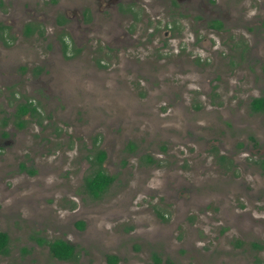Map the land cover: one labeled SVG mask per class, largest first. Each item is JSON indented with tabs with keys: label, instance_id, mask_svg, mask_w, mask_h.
Returning a JSON list of instances; mask_svg holds the SVG:
<instances>
[{
	"label": "rangeland",
	"instance_id": "1",
	"mask_svg": "<svg viewBox=\"0 0 264 264\" xmlns=\"http://www.w3.org/2000/svg\"><path fill=\"white\" fill-rule=\"evenodd\" d=\"M167 7L0 0V264H264V0Z\"/></svg>",
	"mask_w": 264,
	"mask_h": 264
},
{
	"label": "trees",
	"instance_id": "2",
	"mask_svg": "<svg viewBox=\"0 0 264 264\" xmlns=\"http://www.w3.org/2000/svg\"><path fill=\"white\" fill-rule=\"evenodd\" d=\"M220 22L215 20L214 23H211L212 27L219 28ZM2 26H0L1 28ZM28 29V28H27ZM264 105V97H255L252 98L249 106L253 111L262 110ZM16 116L19 118L21 114L26 113L27 111L31 114L35 112V107L30 105V103H19L16 107ZM17 126L22 125V121H18L16 123ZM96 163H101L104 158V153L102 150H98L94 156ZM264 165V160L261 161ZM113 176L105 174L101 172L99 169L95 170L91 175H88L84 178V186L88 193L93 197H97L101 192L108 186V184L112 181ZM8 245V236L5 232L0 231V254H5L7 251ZM48 247V251L52 257L58 260H72L74 258V246L70 243L60 240L54 239L46 242ZM251 246L253 248H260L261 246L258 243H252ZM105 260L107 264H115L117 261V257L115 255L107 254L105 255ZM153 260L157 262V257L153 256Z\"/></svg>",
	"mask_w": 264,
	"mask_h": 264
},
{
	"label": "flooded vegetation",
	"instance_id": "3",
	"mask_svg": "<svg viewBox=\"0 0 264 264\" xmlns=\"http://www.w3.org/2000/svg\"><path fill=\"white\" fill-rule=\"evenodd\" d=\"M160 2L162 3V0H160ZM176 3H178L179 4V0H167V8L165 9V12L166 11H170V9L171 10H176ZM128 16H130L131 17V15H128ZM216 18V17H215ZM210 19V20H208L207 22H206V25L209 27V28H213V29H215V27H212L211 26V23H214L215 22V20H217V19ZM63 20H65V19H63ZM63 20L62 21H58V23L59 24H62V22H63ZM83 20H85V21H87L88 20V18H87V16H86V11H83V14H82V20L81 21H83ZM219 21V20H218ZM220 22V21H219ZM31 23H26L24 26H23V34L24 35H28V34H30L32 31L33 32H37V33H39V30L36 28V29H32V26L30 25ZM0 26H2L1 28H0V35L2 34V32H4V30H5V28H6V25H2L1 23H0ZM28 28V29H27ZM62 49L65 51L66 49H67V45L64 43V42H62ZM19 103H30V105H32V106H34L35 107V105H33L32 103H31V101H28V100H25V101H19V102H17L16 103V105H15V107H14V110L12 111V113H11V118H9V120H11L12 122H13V125L15 126V127H17V128H21V127H23V125H24V121H23V119H22V117L25 115V114H29V115H33L35 112H36V107H35V112H33L32 114L30 113V112H26V113H24V114H21L20 116H19V118H17V116H16V111H17V109H16V107H17V105L19 104ZM6 118H2L1 119V124L2 125H5L6 124ZM18 121H22V125L21 126H17L16 125V123L18 122ZM2 135H5V133L4 132H2ZM61 261H69V260H61Z\"/></svg>",
	"mask_w": 264,
	"mask_h": 264
}]
</instances>
